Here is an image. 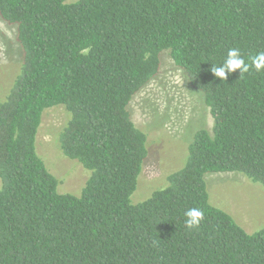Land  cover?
Segmentation results:
<instances>
[{
    "label": "trees",
    "instance_id": "1",
    "mask_svg": "<svg viewBox=\"0 0 264 264\" xmlns=\"http://www.w3.org/2000/svg\"><path fill=\"white\" fill-rule=\"evenodd\" d=\"M20 61L0 99V264H264V227L247 231L210 201L206 175L264 189V69L226 71L229 49L264 53V0H0ZM202 95L183 165L131 199L148 156L129 103L162 53ZM63 106L62 153L89 171L60 192L36 146L45 110ZM133 201V202H132ZM199 210L198 227L186 213Z\"/></svg>",
    "mask_w": 264,
    "mask_h": 264
},
{
    "label": "rangeland",
    "instance_id": "2",
    "mask_svg": "<svg viewBox=\"0 0 264 264\" xmlns=\"http://www.w3.org/2000/svg\"><path fill=\"white\" fill-rule=\"evenodd\" d=\"M15 28L0 18V99L4 97L20 61ZM156 76L129 103L130 116L147 136L148 156L131 199L148 197L166 184L169 173L183 165L192 134L211 129L212 117L202 95L190 88L187 76L162 53ZM68 120L63 106L43 113L36 146L49 171L58 178L60 192L79 193L89 171L60 150L57 135ZM212 204L226 210L247 231L264 227V189L241 173L213 172L206 175ZM132 201V202H133Z\"/></svg>",
    "mask_w": 264,
    "mask_h": 264
},
{
    "label": "clouds",
    "instance_id": "3",
    "mask_svg": "<svg viewBox=\"0 0 264 264\" xmlns=\"http://www.w3.org/2000/svg\"><path fill=\"white\" fill-rule=\"evenodd\" d=\"M250 67H254L257 72L264 69V53H259L257 56L252 58V63L249 65L240 55V50L233 48L229 49L228 57L223 65L219 67H212L211 71L215 74L216 77H219L221 80H226V71L232 72L235 69H240L241 75L245 72H248ZM188 219L185 223L188 228L198 227L200 221L203 219V214L199 210H190L186 213Z\"/></svg>",
    "mask_w": 264,
    "mask_h": 264
}]
</instances>
